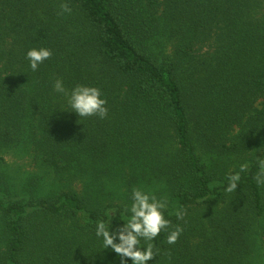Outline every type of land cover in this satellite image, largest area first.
Returning <instances> with one entry per match:
<instances>
[{
    "label": "trees",
    "instance_id": "trees-1",
    "mask_svg": "<svg viewBox=\"0 0 264 264\" xmlns=\"http://www.w3.org/2000/svg\"><path fill=\"white\" fill-rule=\"evenodd\" d=\"M56 78L100 88L107 117H79ZM13 148L34 173L7 170ZM258 157L264 0H0V264H120L96 225L121 227L134 188L184 229L147 264H264Z\"/></svg>",
    "mask_w": 264,
    "mask_h": 264
},
{
    "label": "clouds",
    "instance_id": "clouds-1",
    "mask_svg": "<svg viewBox=\"0 0 264 264\" xmlns=\"http://www.w3.org/2000/svg\"><path fill=\"white\" fill-rule=\"evenodd\" d=\"M59 8V14H70L72 11L68 3H61ZM52 55V50L49 48H32L27 51L26 59L30 62L31 70L35 72ZM53 89L68 97L69 106L79 117L95 116L105 119L108 115L107 100L103 98L102 90L98 87L78 84L68 93L63 80L56 78ZM257 162L259 171L254 179L258 186H264V158L258 157ZM247 168L246 164H241L239 172L228 175L226 192L232 193L237 190L238 182L241 179L240 173L247 171ZM131 199V206L126 209L130 212V216L121 227L111 231L110 222L106 224L104 221H98L95 234L97 237H102L105 248L110 247L120 256V264H127L129 259L132 264H147L159 254V249L152 242L162 232L168 231L167 243L171 245L178 241L184 229L180 225L173 228L171 221L165 218V211L168 208L167 197L158 198L151 192L134 188ZM186 214V209L183 206L175 213L177 219L180 220ZM169 229L172 230L169 231ZM142 239L148 242L145 248L140 247Z\"/></svg>",
    "mask_w": 264,
    "mask_h": 264
},
{
    "label": "rangeland",
    "instance_id": "rangeland-1",
    "mask_svg": "<svg viewBox=\"0 0 264 264\" xmlns=\"http://www.w3.org/2000/svg\"><path fill=\"white\" fill-rule=\"evenodd\" d=\"M7 170L13 176H21L23 173H34L36 170L30 161V157L18 148L8 149L3 153Z\"/></svg>",
    "mask_w": 264,
    "mask_h": 264
}]
</instances>
